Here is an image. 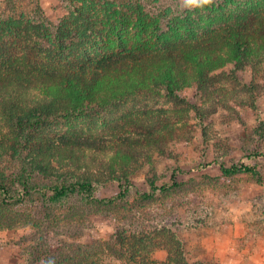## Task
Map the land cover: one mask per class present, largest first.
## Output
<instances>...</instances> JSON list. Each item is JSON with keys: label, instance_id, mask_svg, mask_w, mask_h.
<instances>
[{"label": "trees", "instance_id": "trees-1", "mask_svg": "<svg viewBox=\"0 0 264 264\" xmlns=\"http://www.w3.org/2000/svg\"><path fill=\"white\" fill-rule=\"evenodd\" d=\"M58 1L65 15L53 21L39 0H0V112L14 128L12 151L21 165L11 175L12 186L7 174H0V232L36 224L33 214L15 212L32 198H41L46 208L49 203L71 201L62 221H56L48 208L39 213L44 228L24 249L27 264H89L108 251L117 259L138 264H163L147 246L154 239L143 233L139 243L131 246L132 254L104 244L98 253H90L94 249L82 243L89 230L86 216L94 208H111L128 196L133 175L129 162L104 172L77 174L61 172L41 163V158L63 147L120 152L173 141L174 121L199 113L201 105H192L190 91L204 103L213 78L227 74L229 66L232 74L255 66L253 60L264 52V0ZM145 91L160 92L190 109L130 112L117 121V128L135 131L138 137L133 139L111 135L100 142L76 134L80 120ZM54 125L72 127L71 134L56 142L33 138ZM220 169L225 176L254 172L248 166L221 165ZM39 178L46 185L37 184ZM172 180L173 186L180 185L175 176ZM111 184L118 186L119 193L102 197L101 189ZM154 184L150 183L151 188L156 189ZM160 189L169 190L167 184ZM9 211L14 213L6 214ZM157 221L149 222L148 234L158 232ZM165 232L157 235L167 236ZM168 236L174 241L173 235ZM126 240L118 236L120 244ZM163 244L168 249L167 264H190L185 250Z\"/></svg>", "mask_w": 264, "mask_h": 264}, {"label": "rangeland", "instance_id": "rangeland-1", "mask_svg": "<svg viewBox=\"0 0 264 264\" xmlns=\"http://www.w3.org/2000/svg\"><path fill=\"white\" fill-rule=\"evenodd\" d=\"M39 1L53 21L65 15L58 0ZM253 62L256 67L250 64L232 74L234 69L229 66L227 74L213 78L215 83L206 92L204 103L190 91L187 96L192 105H201L197 107L199 113L190 112L188 118L174 121L177 130L173 141L153 148H124L120 152L63 147L41 158L43 164L77 174L104 172L113 165L122 166L125 161L132 166L128 196L111 208H94L86 216L89 230L82 243L94 249L90 253H98L99 249H104V244L120 253L132 254L135 250L131 246L139 243L143 233L151 236L154 244L157 242V245L147 246L153 251V257L163 264L169 263L168 249L163 242L185 250L190 264H264V156L260 155L264 153V52ZM182 105L160 92L145 91L120 106L80 120L76 134L83 139L92 136L100 142L111 135L137 138L135 131L118 129L117 121L130 112L190 109ZM115 128L117 131L113 130ZM71 129L54 125L33 138L56 142L70 135ZM13 131L12 124L0 112V174L5 172L9 183L11 175L21 166L19 156H14L12 151L16 145ZM37 134L40 135L36 137ZM22 150L19 149L20 155L24 154ZM221 165L226 168L248 166L254 172L225 176ZM174 176L179 186L172 185ZM151 182L156 189L151 188ZM36 183L46 185L47 182L39 178ZM12 184L14 181L10 186ZM162 184H167L169 190L161 191ZM118 193L115 184L100 191L104 198ZM145 193L153 197L144 198ZM4 197L8 195L1 198ZM49 205L47 208L56 216V221H62L72 202ZM47 208L41 198H32L26 205L16 207L15 212L33 214L36 224L0 232V264H27L24 249L30 244L28 241L41 235L44 225L39 213L43 214L45 209L47 212ZM9 213L14 212H6ZM153 220H158L157 231L165 229L167 236L157 235L158 232L148 234L149 230L151 232L149 222ZM119 235L127 238L124 244L118 242ZM168 235H173L174 241L170 242ZM89 264L138 263L117 259L108 251Z\"/></svg>", "mask_w": 264, "mask_h": 264}, {"label": "clouds", "instance_id": "clouds-1", "mask_svg": "<svg viewBox=\"0 0 264 264\" xmlns=\"http://www.w3.org/2000/svg\"><path fill=\"white\" fill-rule=\"evenodd\" d=\"M189 2H194V0H189ZM202 2H203L204 4H207V3H209V0H202Z\"/></svg>", "mask_w": 264, "mask_h": 264}]
</instances>
